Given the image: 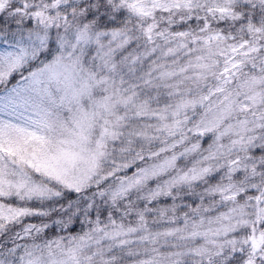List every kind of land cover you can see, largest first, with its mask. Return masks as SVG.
I'll use <instances>...</instances> for the list:
<instances>
[{"label":"snow or ice","instance_id":"6c2138e0","mask_svg":"<svg viewBox=\"0 0 264 264\" xmlns=\"http://www.w3.org/2000/svg\"><path fill=\"white\" fill-rule=\"evenodd\" d=\"M0 264H264V0H0Z\"/></svg>","mask_w":264,"mask_h":264}]
</instances>
